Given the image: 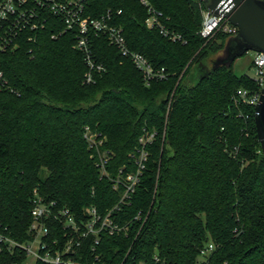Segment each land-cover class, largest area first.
Here are the masks:
<instances>
[{
  "label": "trees",
  "instance_id": "1",
  "mask_svg": "<svg viewBox=\"0 0 264 264\" xmlns=\"http://www.w3.org/2000/svg\"><path fill=\"white\" fill-rule=\"evenodd\" d=\"M147 1L182 41L149 28L141 0H87L85 15L111 12L129 50L164 69V80L147 83L106 35L91 33V59L105 71L86 83L78 32L48 12L44 27L28 33L34 41L24 36L17 49L0 52V228L25 240L38 193L77 219L95 208L129 226L102 235L106 264H264V155L255 106L236 97L261 87L234 73L237 59L214 67L233 36L202 38L203 0ZM204 66L211 71L202 73ZM147 132L155 140L121 204Z\"/></svg>",
  "mask_w": 264,
  "mask_h": 264
},
{
  "label": "built area",
  "instance_id": "2",
  "mask_svg": "<svg viewBox=\"0 0 264 264\" xmlns=\"http://www.w3.org/2000/svg\"><path fill=\"white\" fill-rule=\"evenodd\" d=\"M86 2L87 0H0V52L17 49L18 41L24 36L28 37L29 41H34L35 37L29 36L28 33L36 34L38 29L44 27L46 21L44 16L48 12L62 20L66 31L78 32L77 48L86 54L89 67L85 76L86 83H93L95 73L105 71L102 65L91 59L88 44L91 33L106 35L111 45L117 47L124 57L132 60L147 83L167 78L164 69H155L143 55L129 50L123 29L110 24L111 12L100 19L86 16ZM141 2L148 8L149 28L159 29L173 41H182L179 34L166 29L161 21V13L156 12L147 0ZM202 14L200 34L206 41L212 40L220 32L233 37L238 34V28L231 25L223 16H215L205 8ZM252 65L255 74L253 78L261 90L250 93L241 89L237 91L236 97L256 107L264 87V54L256 53ZM2 77L0 74V80ZM85 138L92 147L97 146V137L90 128L85 129ZM154 140V133L147 132L141 137V148L137 151L136 157L139 169L137 173L130 174L125 179L126 189L121 204H126L135 192L134 187L149 156L146 147ZM107 161L108 155H102L100 168L103 173H106ZM115 188H118L117 185ZM35 196L31 211L32 221L25 240L10 237L0 228V264H106L98 252L102 235L105 232L110 235L118 234L129 228L115 223L110 214L106 217L100 216L95 208L87 210L88 220L77 219L70 209L59 207L56 202L46 203L38 193ZM115 209H118V206ZM141 218L142 215L139 213L135 220L140 221ZM212 249L213 246L210 245L203 254L207 255ZM121 264L126 263L123 261Z\"/></svg>",
  "mask_w": 264,
  "mask_h": 264
},
{
  "label": "water",
  "instance_id": "3",
  "mask_svg": "<svg viewBox=\"0 0 264 264\" xmlns=\"http://www.w3.org/2000/svg\"><path fill=\"white\" fill-rule=\"evenodd\" d=\"M205 9L215 16H223L231 25L238 28L216 61L214 67L231 66L239 57L248 52L264 54V1L263 0H204ZM207 66L203 72H210ZM255 122L264 155V87L261 98L255 107Z\"/></svg>",
  "mask_w": 264,
  "mask_h": 264
},
{
  "label": "rangeland",
  "instance_id": "4",
  "mask_svg": "<svg viewBox=\"0 0 264 264\" xmlns=\"http://www.w3.org/2000/svg\"><path fill=\"white\" fill-rule=\"evenodd\" d=\"M224 52V50H223ZM223 52L219 55L221 57ZM255 52H248L244 56L239 57L233 64V71L237 76L248 75L254 77L253 61L255 59Z\"/></svg>",
  "mask_w": 264,
  "mask_h": 264
},
{
  "label": "flooded vegetation",
  "instance_id": "5",
  "mask_svg": "<svg viewBox=\"0 0 264 264\" xmlns=\"http://www.w3.org/2000/svg\"><path fill=\"white\" fill-rule=\"evenodd\" d=\"M220 60H221V58H220V59L218 58V59H217V62H219Z\"/></svg>",
  "mask_w": 264,
  "mask_h": 264
}]
</instances>
